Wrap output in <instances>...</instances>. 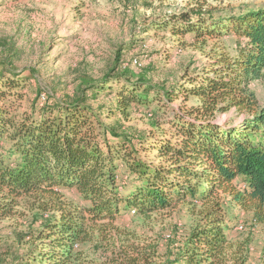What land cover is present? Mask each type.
Returning <instances> with one entry per match:
<instances>
[{
    "label": "trees",
    "instance_id": "16d2710c",
    "mask_svg": "<svg viewBox=\"0 0 264 264\" xmlns=\"http://www.w3.org/2000/svg\"><path fill=\"white\" fill-rule=\"evenodd\" d=\"M170 24L179 37L235 35V55L217 54L210 70L170 89L125 67L60 100L43 99L39 85L33 98L30 79L0 68V222L29 199L32 228L41 220L27 250L0 252V264H246L248 241L229 237L226 204L264 226V104L250 87L264 76V9L196 24L182 15L163 27ZM180 95L199 102L189 116H161ZM101 96L114 97L115 108L95 107ZM133 109L153 118L156 130L130 134L106 122ZM65 191L78 202L65 200ZM178 204L197 221L175 258L139 254L117 225L123 210L148 218Z\"/></svg>",
    "mask_w": 264,
    "mask_h": 264
},
{
    "label": "rangeland",
    "instance_id": "374dc122",
    "mask_svg": "<svg viewBox=\"0 0 264 264\" xmlns=\"http://www.w3.org/2000/svg\"><path fill=\"white\" fill-rule=\"evenodd\" d=\"M260 9H264V0H0V68L6 64L30 79L32 88L28 91L33 98L39 85L43 99L48 94L65 99L111 70L118 73L125 67L134 78L170 89L210 70L217 54L224 52L232 58L238 39L235 35L221 40L213 36H174L173 25L163 27L165 23L182 15H187L191 24L200 19L232 20ZM135 60L141 65H134ZM250 87L259 105H263L264 76ZM182 96L168 103L161 116L171 119L175 110L189 116L188 110L199 102L194 98L185 101ZM99 104L115 108V98L101 96L94 106ZM233 113L216 116V123L228 122ZM116 117L106 122H115L130 134L156 130L154 119L137 109L127 117ZM242 120L243 116L235 121ZM163 128L172 135L170 126ZM152 155L151 151L147 153ZM64 195L65 200L78 202L75 191H65ZM29 200H19L12 216L0 222V252L8 248L13 254L27 250L30 231L37 230L41 223L39 219L36 229L32 228L36 212L30 210ZM226 211L232 227L229 237L248 241L246 264H261L264 226L230 201ZM196 221L187 205L178 204L171 211L148 218L123 210L117 225L129 234L127 240L140 248L139 254L146 253L155 261L175 258L180 242ZM6 260L9 263L10 257Z\"/></svg>",
    "mask_w": 264,
    "mask_h": 264
},
{
    "label": "built area",
    "instance_id": "2783aa9c",
    "mask_svg": "<svg viewBox=\"0 0 264 264\" xmlns=\"http://www.w3.org/2000/svg\"><path fill=\"white\" fill-rule=\"evenodd\" d=\"M134 65H141L137 60L134 61Z\"/></svg>",
    "mask_w": 264,
    "mask_h": 264
}]
</instances>
